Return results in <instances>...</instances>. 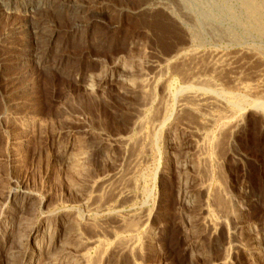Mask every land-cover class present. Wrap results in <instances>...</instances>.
<instances>
[{
  "label": "rangeland",
  "instance_id": "obj_1",
  "mask_svg": "<svg viewBox=\"0 0 264 264\" xmlns=\"http://www.w3.org/2000/svg\"><path fill=\"white\" fill-rule=\"evenodd\" d=\"M37 1L42 4L37 6ZM233 1L201 0L199 9L191 0H183L182 8L174 0H0V199L7 192L17 198L30 194L32 203L21 216L33 224L49 217L55 224L67 220L63 226L68 246L63 247H72L80 236L93 258L97 251L108 249L114 239L111 232L126 236L119 232L117 219L153 211L156 217L148 226L156 237L149 242L143 228L137 231L136 237L143 244L135 257L137 264H210L227 244L234 251L231 264H264V131L253 114L247 113L237 131L231 159L215 171L218 195L240 208L233 211L241 219L233 223L229 242L218 238V248H209V238L199 218L195 219L200 214V200L189 207L178 203V178L185 177L191 191L199 181L208 179L199 166L181 162L188 152L183 143L189 134L177 129L174 145L163 135L157 140L148 137L140 156L130 149L124 154L119 139L132 141L139 132L130 131L137 98L121 81L100 82L123 66L135 77L141 69L147 71L149 76L158 77V83H168L175 93L182 80L166 73L161 56L186 39V50L199 55H226L252 47L264 56V36L250 27ZM180 10L195 19L205 10L213 25H220L222 32L230 30L232 39L192 26L189 18L184 30L168 28L165 16H179ZM246 80L257 82L250 77ZM157 86L154 91L159 99ZM170 98L173 100L168 102L174 103ZM151 109H145L146 115L153 116L155 109ZM142 132L155 130L149 124ZM63 149L85 153L84 169L73 172L63 162ZM123 174L128 175V181L122 192L130 200L112 195ZM17 198L0 200V209L8 212L14 224L18 219L14 214L19 211ZM22 231L24 234L25 228ZM194 239L199 240L200 249H192ZM254 239L260 243L258 259L249 256ZM122 258L109 250L101 262L130 264ZM5 259L0 256V264H11Z\"/></svg>",
  "mask_w": 264,
  "mask_h": 264
},
{
  "label": "bare ground",
  "instance_id": "obj_2",
  "mask_svg": "<svg viewBox=\"0 0 264 264\" xmlns=\"http://www.w3.org/2000/svg\"><path fill=\"white\" fill-rule=\"evenodd\" d=\"M234 1L239 4L240 8L236 7L241 9V14L247 21L250 22V27L260 36H264V0ZM234 1L233 3H235ZM174 2H177L175 4L179 7L181 6L182 8L183 0H174ZM191 3L193 6H199V9L201 8L199 5L201 0H191ZM39 4L42 3L37 1L36 5L38 6ZM184 4L186 5L187 3L185 2ZM228 5L230 6V3H228ZM229 6L228 8H230ZM185 7L187 8L188 6ZM206 8H208V6ZM32 9L30 8V10ZM204 11L199 12L200 14L199 16L197 15L196 19L192 16L190 17L188 14L186 15L182 10L179 11L180 15L176 17H174L172 13H167L164 19L168 28L173 27L174 29L180 30L182 26L186 24V19L189 18L192 26L197 25L201 29H204V31L205 29L210 31L215 36L231 40L232 36L228 33L230 30L228 29V32L226 30H224L225 32H222L219 28L220 25L219 27L217 25H213L212 22L214 20H211L212 16L210 18V16ZM229 12H231V10ZM190 13L191 12H189V14ZM233 15H235L234 12ZM216 24L218 23L216 22ZM237 26L239 25L237 24ZM186 40L187 41L184 40L185 42L181 40V43L174 45L169 51L161 56V61L163 60L162 62L165 63L166 73H169V75L171 74L170 76H173L174 79L182 80H180L182 85L175 93L171 91L168 83L160 84L161 81L158 83V77L149 76L147 71L142 72L141 69L137 74V77H135L133 76L134 73L132 70L133 74L128 70L129 68L126 69L123 66L110 72L109 75H106L105 77L103 75L104 78L103 80L101 79L102 81L100 80V82L109 81L110 83L111 81H114L117 83L118 81H121L128 92H132L136 95L137 102L133 112L134 117L132 119L130 131L132 132L137 130L139 132L136 131L138 134L137 138L132 141H130L128 137L119 139V146L123 150L122 152H124V154L125 149H128V151L130 149V153L132 152L136 156H140V153H143L142 151L145 150L144 142L148 139V137H152V140H157L158 137L163 135V137L169 139L171 145H174V134L177 129L183 133L187 132L189 134L187 136L186 143H183V148L188 146V152L184 153L183 161L181 162L184 165L190 163L191 166H199L202 169L200 171H202L204 177L209 180L207 179L205 183L202 181L200 183L199 181L200 184L197 183V187H193L194 190L191 191L188 189L189 186L186 179H184L185 177L183 179L180 177V180L178 178V203L181 207H186L188 205L191 206L190 204L200 200V214L195 219L199 218V224L202 225L201 229L203 233L209 238V248H211L212 245L216 246L219 244L218 242L217 244L215 243L218 238L228 240V242L230 241L229 239L233 236V223L238 220L236 215L237 212L234 213V207L230 199L226 198V196L225 198H222L218 195L217 187L218 185L220 186V184L218 181L217 183L215 182L217 179L215 171L219 168V166L226 164L231 159V149L233 147L234 138L237 136L238 129L243 127L242 121L247 113L251 112L253 114L254 120L259 122L260 129L262 132L264 131V59L262 58L264 56L261 57L259 55L260 53L253 50L252 47L246 50L228 53L226 55H215L214 52L210 55H204V53L199 55L196 54L195 51L192 52L190 50H186V46L188 45L187 42H189L188 39ZM247 77L253 78L257 82L255 84L251 82L247 83ZM255 80H252V82ZM158 84H160L159 87L157 86ZM87 86L88 91H92V86ZM156 86L160 91L159 99L154 91L157 89ZM170 97L174 98V103L168 102L173 100ZM154 106H156V109ZM148 107L150 109H155L154 114H152L153 116L146 115L147 113H145V109ZM129 109L131 108L129 107ZM149 124L151 125V128L155 130V133L142 132L143 127L148 126ZM178 144L180 145V143ZM83 154L85 153H82V151L74 154L71 153L69 149H63V162H66L73 172H79L84 169L83 163L86 158ZM175 166L176 165H174V167ZM132 169L129 171H133ZM156 174L159 175L160 173L158 174L156 172ZM183 175L184 174H182V176ZM126 176L128 175L123 174V177H120L122 182L121 185H119L117 189L112 190V195H114L115 198H129V195L125 194L126 192H122L124 191V188L127 187L126 181L128 180ZM12 193H5L2 195L0 200L5 202L9 198L16 199L17 196L13 197L15 194L13 193V195ZM15 203L19 209V211L14 214L18 216V219L15 222L16 224L12 223L8 212H4V210L0 209V256L6 258L5 260L7 262H11V264H102L101 258H103L104 253H107L109 250L117 255V257L127 259L130 264H137V259L135 260V257L140 254L143 245H141V240L136 237L137 231L143 228L144 239L149 242L153 241L154 237H156L155 230L148 226V224L154 221L156 217V214L153 211L142 212V215L140 214V216H132L125 220L117 219L116 223L119 232L122 233V235L125 234L126 236H117V232H111V237H114V239L111 241L108 249H101L97 251L95 257L93 258V256L91 257L87 254V244L81 242V237L79 235V237L76 238L77 241H74L72 247H67V243L64 244L66 241L64 224L67 223V220H63L64 222L61 224H55V221L53 222V219L49 217L46 220L37 222L36 224L29 223L30 218L28 219L26 216H21V214L25 212L24 208H29L31 205V195L27 194L24 197L20 196L17 198V202L15 201ZM235 208L240 210L239 207ZM216 214H221V216L217 217ZM27 215H29V213ZM93 225L91 224L89 227H92ZM24 228L25 235L22 234V230ZM194 240L191 245L192 249L193 247L200 249L201 246L199 240ZM254 242V245L250 249L249 256H256L258 259L261 256V250L259 248L260 243L258 239H254ZM13 243L15 245H13ZM64 245H67L66 248L63 247ZM221 245L222 251L223 244ZM216 247L218 248V245ZM231 247L232 245L227 244V246L223 248L222 254L218 258L210 261V264H231L230 258L232 257L231 252L233 251ZM233 253L234 251L232 254ZM123 258L121 260H123Z\"/></svg>",
  "mask_w": 264,
  "mask_h": 264
}]
</instances>
